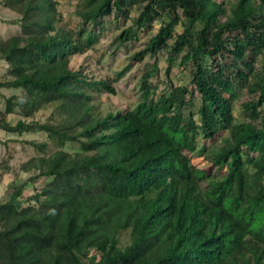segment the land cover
Segmentation results:
<instances>
[{
    "label": "trees",
    "instance_id": "trees-1",
    "mask_svg": "<svg viewBox=\"0 0 264 264\" xmlns=\"http://www.w3.org/2000/svg\"><path fill=\"white\" fill-rule=\"evenodd\" d=\"M5 2L21 5L26 35L0 42L10 75L0 88L24 92L6 99L5 112L19 106L31 117L52 103L59 119L0 118V129L44 131L77 148L24 164L38 170L30 179H47L24 206L16 200L25 185H10L0 203V264H264V0H235L223 20L215 0H80L75 30L55 28L52 0ZM132 3L139 14L120 31L118 46L160 23L129 64L114 78L69 68L71 56L98 41L102 18L113 10L115 19L126 16ZM179 23L183 30L168 45ZM163 49L166 72L179 53L189 64L197 106L185 86L157 95L151 69L140 76L133 104L96 111L93 101L114 94L113 83L133 63ZM240 91L247 98L236 117ZM29 143L46 151V142Z\"/></svg>",
    "mask_w": 264,
    "mask_h": 264
},
{
    "label": "rangeland",
    "instance_id": "rangeland-1",
    "mask_svg": "<svg viewBox=\"0 0 264 264\" xmlns=\"http://www.w3.org/2000/svg\"><path fill=\"white\" fill-rule=\"evenodd\" d=\"M221 3L225 11V15L220 16L223 20L229 14L230 7L235 0H215ZM54 17L53 25L55 28L79 29L81 20L75 10L79 6L80 0H52ZM10 7L5 0H0V42L9 39L12 36H19L24 39L26 35L22 32L21 21L22 14L19 10L21 5ZM113 10L111 15L104 16L103 29L96 43L89 47L84 53L75 54L69 58V68L82 70L90 76H105L114 78L116 72L121 70L125 65L129 64L130 57L143 48L146 42L154 35L159 27V21H153L152 26L146 31L137 29V39L128 42L121 47L118 46V36L120 31L133 23L134 18L139 14L137 3H132L128 6L126 16H119L118 19L113 18ZM165 18V17H164ZM196 23L194 28H198ZM90 28V26H87ZM183 30V25L180 23L175 26L172 38L168 39V45L172 43L175 35ZM53 33V32H51ZM118 46V47H117ZM167 50H159L155 54L147 53L144 60L139 63H133L128 71L123 76L117 78L113 83L115 93H103L93 103L96 106V111L101 115H105L109 111L123 110L133 104L138 96L139 79L143 72L153 70L150 80L156 87V94L169 91L172 86H185L193 92L191 97L194 106L199 103V95L194 90L191 83V69L189 64H183L180 60L182 53L174 60L168 72L167 69ZM155 66V69L152 67ZM8 63L0 56V81L10 78L8 74ZM239 97L233 101V114L237 117L242 101L247 98L244 92H239ZM10 96L19 98L24 97V92L21 88H0V118H4L7 122L15 124L18 120L37 121L39 123H53L59 119L57 113H54V104L47 103L41 106L31 117H24L20 112V107L15 106L10 113L5 112L6 99ZM188 100V99H187ZM195 110L196 107H190ZM188 108H184L186 113ZM200 140V137H198ZM46 142L47 148L44 153H40L29 142ZM63 148L66 151L72 152L77 148V144L66 142L64 145H59L57 139L48 135L44 131H29V132H6L0 129V203H4L9 199L11 193V184L20 186L24 184V189L21 195L17 198L16 204L18 207L24 206L26 198L39 190L47 181L44 177H37L35 180L30 179L38 174L35 168H24V164L29 160H34L39 156H49L55 150ZM193 162L201 168H204L209 173H214V166L203 156L192 155ZM34 162V161H32ZM224 171V168L221 172ZM128 240V235L123 232L121 235V244Z\"/></svg>",
    "mask_w": 264,
    "mask_h": 264
}]
</instances>
